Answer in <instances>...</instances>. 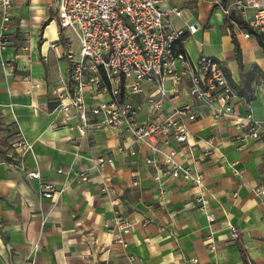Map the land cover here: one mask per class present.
I'll use <instances>...</instances> for the list:
<instances>
[{
  "label": "crops",
  "instance_id": "crops-1",
  "mask_svg": "<svg viewBox=\"0 0 264 264\" xmlns=\"http://www.w3.org/2000/svg\"><path fill=\"white\" fill-rule=\"evenodd\" d=\"M212 1L161 0L160 7L181 13L170 14L172 28L195 26L182 44L186 56L193 62L201 55L218 60L230 84L252 91V115L264 120L262 50L253 34L245 38L246 31L232 25L241 50L240 71L230 31ZM65 30L58 24L55 0H15L5 24L7 46L0 51V264H130L127 255L134 257L132 264H245L232 228L248 264H264V197L257 195L264 188V132L257 140L242 141L245 132L235 128L234 119L200 118L188 124L185 145L158 137L148 146L135 144L122 130L95 126L81 136L73 128L76 120L68 127L53 123V98L70 88L69 56L78 57ZM251 71L253 79H248ZM187 88L184 78L178 99L163 101L164 113L189 101ZM152 91L146 83L133 99L140 120L149 116L145 99ZM245 110L243 103L234 105L239 116ZM17 134L30 145L29 152L13 147ZM208 139L214 142L210 150ZM171 151L176 162L203 175L201 187L171 177L170 166L163 163V155ZM98 158H111L113 165L98 166ZM36 170L59 194L40 196L37 181L27 175ZM79 173H86L87 180L80 181ZM117 214L134 224L126 248L114 243L110 231Z\"/></svg>",
  "mask_w": 264,
  "mask_h": 264
},
{
  "label": "built area",
  "instance_id": "built-area-1",
  "mask_svg": "<svg viewBox=\"0 0 264 264\" xmlns=\"http://www.w3.org/2000/svg\"><path fill=\"white\" fill-rule=\"evenodd\" d=\"M200 2L203 0H190ZM15 0H0V51L5 50V24L10 20ZM57 20L60 28L70 30L77 39L78 57L69 56L71 85L55 93L54 106L50 110L53 123L68 127L76 120L74 130L88 136L95 126L110 130L125 131L135 144H149L158 137L168 138L177 146L187 143L188 124L200 118L212 122L234 119L237 130H243L245 138L257 140L264 132V120H257L251 112V101L237 95L231 86L221 63L201 55L191 61L185 53L178 52L177 43L183 44L187 35L195 31L193 24L185 29L171 27L169 16L176 10H163L161 0H55ZM213 6L234 26L233 18L242 22L264 41V0H213ZM249 33L244 37L248 38ZM53 48L54 45H51ZM188 82L189 101L175 105L169 113L163 111V101H175L180 94L183 79ZM153 91L147 95L148 118L140 120V107L133 99L143 92L144 84ZM168 86V87H167ZM243 103L245 113H234V105ZM209 150L213 140L208 139ZM13 147L23 153L30 145L17 134ZM151 151H157L150 146ZM175 152L163 155V163L170 166V175L175 179L191 182L194 188L201 187L203 175L184 167L174 160ZM113 165L111 158H98V166ZM146 163L156 167L153 160ZM62 170H58L60 173ZM32 181H37L42 198L52 199L59 194L53 183L42 180L39 171L28 172ZM86 173H79L80 181L87 180ZM264 197V188L257 189ZM200 210L205 211L201 198ZM112 205L117 203L112 201ZM208 221H214L208 215ZM133 223L119 214L109 223L114 232V243L127 247L126 236ZM145 226V222L142 223ZM231 238L236 240L238 232L231 229ZM132 264L134 257L127 255ZM196 263L197 260H191ZM25 264H32L31 261Z\"/></svg>",
  "mask_w": 264,
  "mask_h": 264
},
{
  "label": "trees",
  "instance_id": "trees-1",
  "mask_svg": "<svg viewBox=\"0 0 264 264\" xmlns=\"http://www.w3.org/2000/svg\"><path fill=\"white\" fill-rule=\"evenodd\" d=\"M228 0H224V2H226ZM234 19V21L242 28L244 29L247 33H250V34H254V32L252 30H250L243 22L240 18L234 16V14L231 15ZM224 24H225V27L230 31V37H231V42L233 44V51H234V57H235V60H236V63L238 65V68L240 71H242L243 69V65H242V61H241V50H240V47L235 39V35L234 33L232 32V24L229 22V20L227 19V17H224ZM59 38H60V41L63 43V44H66L65 43V40H64V37L62 35V32L60 31L59 33ZM256 40L262 50V53L264 55V41L262 40V38L258 35H256ZM177 50L178 52H181V53H185L184 50H183V46L182 44H178L177 43ZM253 74L254 72L251 71L247 74V77L248 79H253ZM232 87L233 89L235 90V92L237 93L238 96L240 97H243L245 100L247 101H252L254 96H253V93L252 91H250L248 89L247 86H243L240 88V86H236L234 84H232ZM237 246H238V249H239V252L241 254V257L243 259V262H245V264H248L247 260H246V255H245V251L242 249L241 245H240V240H239V236L237 237V239L235 240Z\"/></svg>",
  "mask_w": 264,
  "mask_h": 264
},
{
  "label": "rangeland",
  "instance_id": "rangeland-1",
  "mask_svg": "<svg viewBox=\"0 0 264 264\" xmlns=\"http://www.w3.org/2000/svg\"><path fill=\"white\" fill-rule=\"evenodd\" d=\"M244 31H245V30H244ZM65 33H66V35H67L68 37H70V40H71V42L73 43V44H72V49L75 50V53L78 54V45L76 44L77 42L74 40L73 36H71L70 31L65 30ZM253 36L256 37V34H253ZM260 56H262V55H259L258 57H260ZM53 100H55V97L53 98Z\"/></svg>",
  "mask_w": 264,
  "mask_h": 264
}]
</instances>
